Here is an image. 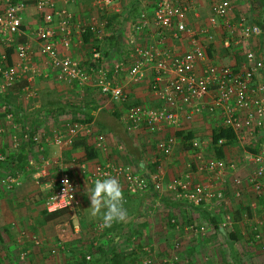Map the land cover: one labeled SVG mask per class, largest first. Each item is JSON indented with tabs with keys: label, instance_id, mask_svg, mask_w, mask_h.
Wrapping results in <instances>:
<instances>
[{
	"label": "crops",
	"instance_id": "1",
	"mask_svg": "<svg viewBox=\"0 0 264 264\" xmlns=\"http://www.w3.org/2000/svg\"><path fill=\"white\" fill-rule=\"evenodd\" d=\"M178 2L188 7L186 20L191 26L200 27L205 24L211 5L207 3L209 0H178ZM54 3L56 8L64 7L71 16L69 44L64 47L61 44L62 35L58 33L55 36L56 50L59 54L67 55L81 64L89 61L92 48L100 49L109 64L116 57L126 60L130 40L137 45L149 46L156 38L152 23L153 0H112L109 5L101 9L95 6L94 0H54ZM141 12L147 15V26L135 32L131 26L137 22ZM110 15H116V18L111 20ZM91 18H94L99 33L91 32L93 35L91 37L82 36L83 33H78L77 28L89 22ZM114 20L123 21V23L114 27ZM38 23L39 17L31 2L26 1L22 14L21 32L13 36L11 43L0 44V54L5 53L9 63L16 61L14 47L17 44H27L29 64L34 69V72L24 74L22 78L0 93V99H2L0 114L5 115L6 112L12 114L8 123L15 117L20 124L19 127L23 128L27 124L31 128L35 127V133L41 137V151H37L34 149L35 145H32L30 161L27 159L28 163L18 179L25 181L23 184H34L36 189L24 192L19 199L34 202L36 198L34 191L44 187L52 189L57 180L58 169H65L70 172L76 183L79 206L75 214L76 219L71 212H65L60 216L69 215L68 221L72 225V230L79 218L81 226L95 229L96 224L101 220L99 217L90 215L88 210L90 199L87 194L94 184H89L85 175L80 173L79 163H85L89 171L96 165H103L106 162L120 164L144 176L160 168L163 177L157 190L150 188L130 195L125 192L120 183L126 199L124 205H130V209L125 207L128 217L124 222L100 229L106 237H111L105 241L108 243L107 247L103 246L108 252L109 249H117L120 247L119 244L123 243L131 245L128 247L127 254H131L136 248L140 252L135 263L121 261L118 264H138L146 253L145 249H150L149 245H145L147 242L150 245L163 246L169 250L168 252L181 250L177 251L179 257L176 264H264V189L261 193L254 192L245 182L253 170V165L245 157L256 151L258 142L262 140L261 136L258 137L257 143L251 137L246 138L253 141V144L249 145L247 151H241L240 155L238 147L240 140L236 139L235 143L223 147L221 160L232 163L234 168L226 170L218 178L215 177L203 166L207 160L215 158L209 142V133L214 126L219 125L216 117L203 114L184 124L183 129L180 130L189 131L192 138L201 137L200 150H193L180 136L176 135V131L165 126L152 132L145 129L127 131L122 117L129 104L155 106L157 103L150 90L151 76L147 74L140 82L131 83L126 81L123 74H120L116 80L124 87L127 94L126 101H116L100 94L92 83L78 85L75 82L60 80L56 77L55 70L50 68L39 52V45L34 35ZM56 24L57 19L54 18L52 26L55 28ZM210 34L211 39L208 42L205 41L207 45H211V56L208 60L215 65L239 68L243 61L240 46L235 45L233 38L220 24L210 29ZM93 38L97 40L95 45ZM164 46L174 53H180L186 49L183 39H171L167 34L164 38ZM251 46L257 50L256 43ZM25 91L31 94L30 97H34L31 101L33 106L30 109H26V104L22 101ZM59 102L76 104L80 108L76 114L55 109L50 112L40 111L42 108L49 107L50 104L56 105ZM7 108L9 111H6ZM89 111L90 119L85 121ZM4 115H1L3 116L1 119H7ZM73 123L82 126L73 140L76 142L75 145L71 143L70 146L62 148L53 145L50 141L51 137L63 132L69 124ZM18 125L14 124L12 127L15 126L14 128L18 129L19 127H16ZM101 132L106 134L104 150L94 145V135ZM171 134L175 137L174 144L168 153L162 154L157 149L156 142L160 137ZM21 144L14 147L11 154L15 153ZM83 144L93 148V151L88 153L92 154V157L85 158ZM0 150L7 153L4 144H1ZM13 158L14 156H11L8 159ZM42 159H47L50 165L46 168L45 174L39 175L38 170ZM172 178H186L194 184L215 182L211 190L221 189L223 197L221 200L210 199L209 202L199 204L187 202L183 198L175 197L166 189L167 182ZM234 178L241 180L239 186L234 185ZM82 184H84V194L81 192ZM3 189L0 183V191ZM235 190H239V196L233 194ZM7 197L10 198V202ZM12 200L11 194L9 196L0 192V264H22L20 260H14L16 246H19L18 254L25 253L23 262L29 264H58L56 254L53 255L54 253L50 250L56 249L57 243H60L61 249L65 246L67 251L75 250L73 244H66L68 238L61 239L57 226L53 227L50 224L59 216L43 222L38 203L28 210L11 209ZM226 215L229 216V222L222 225ZM29 216L36 219V224L30 227L31 230H27L26 227V218ZM200 226L203 228L202 232L199 231ZM76 231L73 230V232ZM255 232L259 233V238L255 237ZM47 240L50 242L48 250L42 247ZM28 242L33 246L24 245ZM116 249L115 251L118 252ZM67 257L70 259L71 256ZM74 259L75 255L69 261Z\"/></svg>",
	"mask_w": 264,
	"mask_h": 264
},
{
	"label": "built area",
	"instance_id": "2",
	"mask_svg": "<svg viewBox=\"0 0 264 264\" xmlns=\"http://www.w3.org/2000/svg\"><path fill=\"white\" fill-rule=\"evenodd\" d=\"M26 1L31 2L39 17V23L34 30L39 52L50 68L55 70L58 79L75 82L78 85L92 83L100 94L116 101H126L127 94L124 87L116 78L123 74L127 82L137 83L147 74L151 76L150 90L157 103L155 106L129 104L122 117L127 131L145 129L152 132L161 126L179 131L183 129L184 124L207 114L216 117L220 125L229 128L237 140L251 137L257 143L258 137L261 136L262 140L258 142L256 151L245 157L253 165V170L245 182L254 192H262L264 189V181H262L264 179V26L249 16L241 15L233 20L230 14L233 11L232 2L235 0L212 2L206 22L200 27L191 26L187 22L188 7L180 4L178 0H153L152 23L156 38L149 46L137 45L130 40L126 60L114 58L109 64L106 56L97 48L91 49L86 64L57 52L56 34L62 35L61 44L64 47L69 44L71 16L64 7L56 8L54 0H0V44L11 43L13 36L21 32ZM111 1L94 0V4L101 9ZM54 18L57 19L55 28L52 26ZM218 24L233 38L235 45L242 49L243 61L237 69L215 65L208 60L205 41L211 39L210 29ZM96 26L94 18H91L89 22L79 25L77 31L81 34L87 28L90 32L99 33ZM146 26L147 15L141 12L131 28L139 32ZM166 34L171 39H183L186 49L174 53L164 46ZM253 43L257 44V50L251 46ZM14 53L16 61L11 63L8 62L5 53L0 54V93L24 74L34 72L29 64L27 44H17ZM11 117L12 114L6 112V118ZM81 128L78 123L69 124L63 132L53 135L50 141L59 148L70 146ZM22 136L35 146L39 145L36 149L41 150L39 134L24 133ZM174 141L173 134L163 136L157 140L156 147L162 154H166L171 150ZM221 142L222 139H219L217 144ZM189 146L193 150H200V141L193 137L189 140ZM96 147L101 149L105 147L101 135L96 137ZM3 157L0 153V161ZM49 165L47 159H42L38 174H45ZM203 167L217 178L226 170L234 168L232 163L217 158L207 160ZM78 168L89 184H94L96 179L105 178L104 174L109 173L120 181L130 195L150 188L157 190L163 177L160 168L144 176L128 166L109 162L96 165L91 171L83 162L78 164ZM65 179L69 181V185H64ZM0 183L4 189L10 190L19 183V180L15 174H11L2 177ZM214 183L194 184L186 178H172L167 182L166 189L175 197L199 204L209 202L210 199H222L221 189L211 190ZM233 183L239 186L241 180L234 178ZM233 194L239 196V190H235ZM78 206L75 181L69 171L58 169L55 186L44 204L45 210L51 212L64 209L75 217ZM228 222L229 216L226 215L222 225ZM101 226L102 223H98L96 228ZM77 229L75 223L73 230ZM199 231H203L201 226ZM255 237L259 238V233L255 232ZM57 244L55 247L59 248L60 243ZM145 251L144 257L138 264H153L149 249L146 248ZM54 252L55 249H51V253ZM85 259H89V256L86 255ZM176 261V253L170 251L159 260L158 264H175Z\"/></svg>",
	"mask_w": 264,
	"mask_h": 264
},
{
	"label": "rangeland",
	"instance_id": "3",
	"mask_svg": "<svg viewBox=\"0 0 264 264\" xmlns=\"http://www.w3.org/2000/svg\"><path fill=\"white\" fill-rule=\"evenodd\" d=\"M214 1H216V0H209V2H207V3L212 4V2H214ZM232 7H233V11L231 14L232 18L235 19L241 15L249 16L250 18H252L256 22H258V24H261L262 26H264V0H236V1L232 2ZM237 7H239L240 9H235ZM122 23H123V21L114 20L113 26L117 27L118 25L119 26L122 25ZM116 58H118V57H116ZM120 58L121 57H119V59ZM27 93L28 92L23 94V100L22 99L21 100L25 102L23 104H26V106H25L26 109L27 108L30 109L33 106L31 101L34 97L33 96L30 97L31 94H27ZM66 97H64V98H66ZM1 115H4V113L0 114V129H1L0 130V146H1V144H4V146H6V148H7V153L5 154L4 151H3V153L1 152V154L4 157H3V160L0 161V178L5 177L7 175L15 174L19 179L22 171L13 170L11 165L9 164L10 160L8 158L13 156L14 153L11 154V152H12L13 148L16 147L17 145H20L21 143L23 144L24 142H27V141H29L31 143V146L34 145V144H32V142L30 140L24 139V137L22 136L24 133H26L28 135H34L36 133H35V131H33V133H32V128L29 127L28 124L23 128L19 127L20 124L17 122V119L15 117L11 122L8 123L9 119H1V118H3V116L1 117ZM4 116L6 117V114ZM3 122H4V124H3ZM33 123L34 122H32V124ZM14 124L15 125L19 124L18 126H16L19 128L18 129L14 128L15 126L12 127V125H14ZM100 135L103 137V142L105 143V147H106V142H105L106 134H104L102 132L94 135V145L96 147V137H98ZM194 138L197 140H201V137H199V136H195ZM252 142L246 138L238 141V143H239L238 147L240 148L239 155L241 154L240 153L241 151L242 152H243V150L247 151L248 150L247 148H249V145L253 144ZM38 147H39V145L34 146V149H36V148L38 149ZM105 147H104V149H105ZM97 148L100 150H104V149H101L99 147H97ZM39 151H41V150H39ZM31 155H32V151H30V153L28 154V160L30 159ZM23 183H25V181H23L21 179L19 181V183L17 185L13 186L10 190L6 191V189L5 190L3 189L2 191H0V192H3L4 195H9V196H10V194L12 195L13 200H12V204L10 205V208L11 209L18 208V209H24V210L27 209L28 210V209L32 208L34 205H36V203H38V208H40V210L43 209L44 201H45V198L47 195V191H49L48 188L44 187L43 189H41L39 191H34V195H36L34 202L33 201L27 202V201L19 199V198L22 196V194L24 192H28L29 190L33 191L36 189V187L34 186V184L32 185L31 183H29V184H23ZM83 186H84V184H82V191H81L82 194H84V192H85V189ZM90 189H91V187H90ZM123 189H124V187H123ZM16 196H18L17 197L18 200L16 199ZM9 199L10 198L7 197V200H9ZM125 200L126 199L124 198V202H125ZM10 201L11 200H9V202ZM124 207H127L130 209V205H127V204L124 205ZM40 216H42L41 212H40ZM74 218H70V219H74ZM40 219L41 218L39 217V220ZM68 220H69V215H65V216H59L50 222L51 226H53V227L57 226V229H59V234H61V239L62 238L67 239L68 238L66 244H73V247L75 248V250L70 249L69 251H67L66 247L63 245H62L64 247L63 249L56 248L53 255L56 254V256H57L56 259H58V264H77V261L79 259V255H81V254L82 255H88L89 258L98 256L99 251L96 249L97 246H99L101 249L103 247V249H105V251H106V248H104V246L107 247L108 243H105V241H106V239H111V237H106L104 235V232L100 231V229L104 227L103 224H102L101 228L95 227V229H90L88 226H81L79 224V220H80V218H79L78 221L76 220V224H77L78 229L76 232H73L72 225ZM26 223H27V226H26V224H25V226L28 228L27 230H31L30 227H32L33 225L36 224V219L34 217L29 216L28 218H26ZM14 225H15V223H14ZM62 230H64V231H62ZM123 238H125V237L123 236ZM48 241L49 240L45 241L44 244L42 245V247L45 248L46 250H48V248L50 247V242H48ZM26 244L28 245V247H31V245H32V244H29V242L25 243L24 245L27 246ZM145 245L150 246L149 253L153 259L154 264L158 263L159 260L162 257L166 256L168 251H169L168 249L164 248L163 246L158 247V246L150 245L149 242L145 243ZM119 246L120 247H118L117 249L115 248V249L122 254H127L126 252L129 251L128 247L131 245H127V244L124 245L123 243H121V244H119ZM18 247L19 246H16V248H15L16 251L14 249V255H15L14 260L15 261L20 260L22 262V264H29L25 261L23 262V259L25 258L24 257L25 253L20 252L18 254V252H17ZM88 250H90V252H92L91 253L92 257L88 254ZM177 251L180 252L181 250L177 249L175 252L176 255H177ZM74 252L75 253L78 252L75 254V259H74V260H76L75 263H74V260H72L71 262L69 261L71 259V257L73 256ZM139 252H140V250H139ZM67 256H71L70 259ZM178 257L179 256H177V260H178ZM108 258H109V255H108V257L105 258V260H104L105 262L103 261L102 263L109 264L106 261ZM176 263H177V261H176ZM124 264H127V263H124Z\"/></svg>",
	"mask_w": 264,
	"mask_h": 264
},
{
	"label": "trees",
	"instance_id": "4",
	"mask_svg": "<svg viewBox=\"0 0 264 264\" xmlns=\"http://www.w3.org/2000/svg\"><path fill=\"white\" fill-rule=\"evenodd\" d=\"M116 18V15H110L109 19L113 20ZM88 36L91 37L93 36L91 34V32L86 28L85 31L83 32L82 36ZM112 37V36H109ZM112 39V38H110ZM97 42V40H95L93 38V44L95 45ZM109 42V41H107ZM210 47L211 45L208 44L207 48H206V55L208 57L211 56V52H210ZM106 53V52H105ZM2 100V99H0ZM80 106L76 105V104H72V103H68V102H59L56 105H52L50 104L49 107L47 108H42V110H46L47 112L53 111L55 110H59L60 112H69L71 114H76V112L79 110ZM6 111H9V109L7 108ZM90 111L86 114L87 116H85V121H88L90 119L89 116ZM78 121H84V120H78ZM33 131H35V127H32V133ZM176 135L180 136L181 139L189 144V140L192 138V135L189 131L184 132V131H176ZM219 139H222V142L217 144V141ZM209 142L211 145V149H212V153L214 155L215 158L217 159H223V147L227 146V145H231L233 143L236 142V138L233 134V132L229 129L226 128L222 125H216L214 126L209 133ZM75 141L72 142V145H75ZM31 143L29 141L24 142L23 144H21V146L17 149V151L13 154L14 158L12 160L9 161V164L11 165L13 170H18V171H23L27 165V159H28V154L31 151ZM82 148L84 150V156L85 158H90L92 157V154H88L91 153L93 151V148H90L89 146L83 144ZM2 151L0 150V153ZM3 153V152H2ZM8 162V161H7ZM49 191H47V195L45 198V201L47 199V196L50 194L51 189H48ZM44 201V204H45ZM41 215H42V220L47 221L50 219H53L57 216L62 215L63 213L67 212L64 209H59V210H54L51 212H48L45 210V207H43V209H41ZM216 226V224H214ZM107 230V228L105 229ZM96 249L99 251L98 256L92 257L90 250H88V254L92 257L89 259H85L86 255H79V259L77 261V264H104L102 263L106 257L109 258L106 260L109 264H118L119 262L121 263V261H130V263H135V261L137 260V255L139 254V250L136 248L133 252H131V254H120L119 252H116L115 249L111 248L109 249L108 252L105 251V249H101L99 246L96 247ZM78 253V252H76ZM74 252L73 255L76 254ZM132 255V256H131ZM105 262V261H104Z\"/></svg>",
	"mask_w": 264,
	"mask_h": 264
},
{
	"label": "clouds",
	"instance_id": "5",
	"mask_svg": "<svg viewBox=\"0 0 264 264\" xmlns=\"http://www.w3.org/2000/svg\"><path fill=\"white\" fill-rule=\"evenodd\" d=\"M104 177L96 179L93 188L87 193L90 199L88 210L92 217L100 218L104 227L110 228L114 223L124 222L128 217V212L124 207V195L120 181L109 173H105ZM63 183L69 185L67 179Z\"/></svg>",
	"mask_w": 264,
	"mask_h": 264
}]
</instances>
